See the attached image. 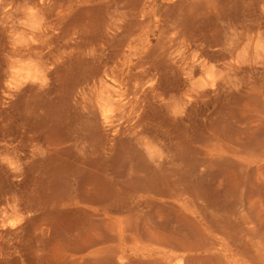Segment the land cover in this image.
Instances as JSON below:
<instances>
[{
	"label": "rangeland",
	"instance_id": "374dc122",
	"mask_svg": "<svg viewBox=\"0 0 264 264\" xmlns=\"http://www.w3.org/2000/svg\"><path fill=\"white\" fill-rule=\"evenodd\" d=\"M0 264H264V0H0Z\"/></svg>",
	"mask_w": 264,
	"mask_h": 264
},
{
	"label": "bare ground",
	"instance_id": "6f19581e",
	"mask_svg": "<svg viewBox=\"0 0 264 264\" xmlns=\"http://www.w3.org/2000/svg\"><path fill=\"white\" fill-rule=\"evenodd\" d=\"M252 2V1H251ZM253 3V2H252ZM3 7V6H2ZM49 8V7H48ZM2 9V8H1ZM50 10V9H49ZM256 12V11H255ZM256 14V13H255ZM253 21V20H252ZM2 23V22H1ZM3 30H6V27H3ZM41 47L40 46H34V47H28L25 49V52H27L29 55H35L38 56L41 54L40 52Z\"/></svg>",
	"mask_w": 264,
	"mask_h": 264
}]
</instances>
